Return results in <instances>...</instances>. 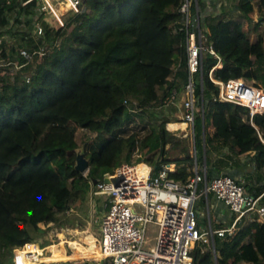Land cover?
<instances>
[{
    "label": "trees",
    "instance_id": "obj_1",
    "mask_svg": "<svg viewBox=\"0 0 264 264\" xmlns=\"http://www.w3.org/2000/svg\"><path fill=\"white\" fill-rule=\"evenodd\" d=\"M184 1L83 0L62 25L43 21L41 34L33 38L31 27L43 17L36 16L38 0H0V60L8 61L1 68L8 73L19 66L13 81L0 74V264H8L14 247L30 243L21 249L34 250L31 242L46 232L40 223L58 222L71 202L122 162H175L170 177L186 181L192 175L194 154L166 156L165 147L179 141L166 124L176 120L144 121L156 116L152 107L176 87L180 74L187 81L186 29L179 11ZM253 1L240 0V14L226 16L223 10L207 15L205 0H190L204 46L222 58L215 66L217 57L205 49L202 88L195 81L197 104L203 103L207 179L214 175L207 157L213 142L219 144L216 150L231 145L237 154L254 151L255 168L264 173V113L251 119L246 107L215 99L217 87L208 76L215 66L218 79L243 77L264 89V70L258 69H264V0H257L256 23ZM10 19L19 36L7 49L2 36L12 33ZM38 53L42 61L24 78L32 69L29 56ZM193 125L198 152L201 113ZM79 129L92 138L80 142ZM80 146L86 175L69 161ZM134 151L140 156L132 161ZM214 245L217 264H264V223L243 218L234 235H215ZM192 256L194 264H215L212 252L199 244Z\"/></svg>",
    "mask_w": 264,
    "mask_h": 264
},
{
    "label": "built area",
    "instance_id": "obj_2",
    "mask_svg": "<svg viewBox=\"0 0 264 264\" xmlns=\"http://www.w3.org/2000/svg\"><path fill=\"white\" fill-rule=\"evenodd\" d=\"M82 1L66 0L69 4L68 10L77 12ZM223 3L225 2H220L218 5L221 6ZM40 9L50 10L63 24L49 0H42ZM179 11L184 15L186 29L188 77L184 83L185 96L179 94L177 87H173L161 99L158 108L168 109L180 103L178 117L181 123H185V128L192 126L191 134L195 149L193 124L197 114L201 113L203 116V103L200 106L197 104L193 75L199 73V84L202 88L204 50L207 49L217 57V63L221 57L211 45L207 48L204 46L198 10L196 9L194 16L191 15L190 0H185ZM37 23L34 31L36 35H39L42 32V25ZM191 27L195 29H190ZM215 66L208 73L209 79L217 87L215 99L246 107L251 119L256 114L264 113L262 87L255 85L253 80L243 77L218 79L213 73ZM132 110L135 111V109ZM169 123L166 125L168 126ZM167 129L171 132L182 130L169 127ZM258 136L262 140L260 132ZM140 163L146 164V172L137 169ZM140 163L123 162L113 173H106L103 179L94 185V195L108 196L107 210L99 219L100 238L96 240L102 256L97 264H194L192 251L198 244L209 247L217 264L214 236L223 238L234 235L243 218H254L250 217L251 214L257 215L258 218L264 217L263 194L257 196L249 194L240 181L228 174H217L207 179L206 171L198 170L196 149L193 173L186 181L170 177V173L177 168L175 162H165L160 166ZM105 177L109 178L108 182H104ZM209 193H212L227 208L228 224L215 228L209 224L208 229L203 230L198 225L199 214L195 204L198 198L206 197ZM150 223L157 226V234L154 244L145 248L146 231ZM26 244L30 243L24 245ZM21 247L12 248V256L15 257L12 264H17L15 250Z\"/></svg>",
    "mask_w": 264,
    "mask_h": 264
},
{
    "label": "rangeland",
    "instance_id": "obj_3",
    "mask_svg": "<svg viewBox=\"0 0 264 264\" xmlns=\"http://www.w3.org/2000/svg\"><path fill=\"white\" fill-rule=\"evenodd\" d=\"M207 2L205 14L207 15H217L220 14L221 11H225L227 14L226 16H231L234 14H240V9L238 7L240 0H205ZM52 7L57 12L59 18L61 19L62 23L65 22L67 18H69L73 12L68 10V6L66 5L67 2L64 0H49ZM208 2H210L208 4ZM220 2H225L221 6L218 5ZM42 6V0H38V6L36 11V16H39L42 13V18L37 24H42L43 21L49 22L54 26L62 25L58 19L54 16V14L50 10H41L40 7ZM258 7L259 3L257 0L253 1V9H254V23H256L260 17H258ZM192 14V10L190 11ZM192 21V18H191ZM35 27V26H34ZM34 27H31V35L33 38H37L34 31ZM9 28L11 32L4 33L2 39L6 42L7 49H10L13 44L17 42V38L19 36V32H17L18 26L17 24L13 23V20L10 19ZM191 29H195V27H191ZM257 31H263V26L259 25ZM249 37L251 40L255 39V33L253 31L250 32ZM27 54V52H25ZM30 65L32 66L29 72L23 74L24 78L29 79L30 75L37 69L38 64L42 61V55L38 53L37 55H30ZM8 61L0 60V74H6V77L13 81L15 74L19 70V66H11L8 68V73L6 70L1 68V66L7 64ZM182 70V69H181ZM260 74L262 72H259ZM258 73V74H259ZM179 81H177L176 87L179 89V94L185 96L184 91V79L185 74H180ZM194 80L198 85V73L193 75ZM197 98V97H196ZM198 99V98H197ZM180 106V103L177 104ZM172 106L168 109H159L158 104L153 106L151 111L156 113V116H149V119H145L154 122L164 121L166 116L169 118L181 121L179 119V107ZM160 116V117H158ZM169 127L166 125V128ZM185 128V127H184ZM181 129V128H178ZM78 131V138L80 142L88 141L92 138V134L86 133L85 131L79 129ZM171 132V131H170ZM192 126L189 125L184 130H179L176 132H171L176 138L179 139L178 142L173 141L172 143L168 144L165 148L167 150V158L175 159L177 157H181L188 154H194V144L192 141ZM199 145H201L202 151V141H201V134L199 135ZM83 147L80 146L79 148L72 151L71 156L69 157V161L72 162L75 166L78 163V159L80 157H84L83 154ZM186 149V150H185ZM200 146L198 147V154L201 153ZM140 156L139 151L132 154V161L135 160ZM143 156V155H142ZM85 158V157H84ZM87 158V157H86ZM85 158V159H86ZM123 163V162H122ZM255 170V169H254ZM253 170V173L255 172ZM88 170L83 172L86 175ZM103 179V178H102ZM95 185V184H94ZM93 186L89 189V191L85 194V196L77 201L71 202L70 207L65 211L64 214L59 216L58 222H51L49 224L40 223V226L46 229L44 234L35 238V249L31 250V248L15 250L17 254V264H37L39 259L43 260V264H80L82 262H89L91 264H97L99 258L97 255H89L83 252L78 251V245L75 243V240L82 241V242H91L95 241L96 238H100L99 235V217L104 210V202L101 200H105L108 196L103 195L101 197L94 198L93 195ZM201 202V198H198L197 204H195V209L197 211L198 205ZM203 206V207H202ZM201 209L205 211V206L202 205ZM105 213V211H104ZM205 214V213H204ZM206 217V215H205ZM250 217H257L255 214H251ZM69 220V223H68ZM201 223L205 225L208 224V220H201ZM79 232V233H78ZM157 234V226L154 223H150L147 226L146 231V239L147 244L145 248L152 246L155 242V236ZM50 243V244H48ZM45 244L44 247H40L41 245ZM204 250H209L208 246L202 247ZM73 253L81 255L83 258L74 259ZM15 260V257L11 256V258L7 260L8 264Z\"/></svg>",
    "mask_w": 264,
    "mask_h": 264
},
{
    "label": "crops",
    "instance_id": "obj_4",
    "mask_svg": "<svg viewBox=\"0 0 264 264\" xmlns=\"http://www.w3.org/2000/svg\"><path fill=\"white\" fill-rule=\"evenodd\" d=\"M209 3L210 2H208V4ZM206 6H207V2H206ZM220 66L221 64L217 65V67H220ZM258 69L261 72H263L264 70L262 67ZM180 125L181 124H178L177 126H180ZM204 127H205L204 118L202 116V134H201L202 151L199 154L196 152V157L197 155L198 157L200 156L202 157V160H199V159L197 160L198 170L202 172L203 170L206 171ZM209 128L212 130V127H209ZM181 129L184 130L185 128L182 127ZM217 146H219V144H217L216 142H213L211 145V149L207 156L208 161H209V167L212 169L213 174L214 175H217V174L231 175L232 177L236 178L238 181H240L244 185L245 190L249 194L254 195L257 192L258 194H264V173L255 168L254 151L237 154L235 153L231 145H226L219 150L218 149L216 150ZM253 170L255 171L254 173H253ZM96 197H101V196L94 195V198ZM200 198H201V202L198 205L197 213L199 214L198 225L201 229L203 230L208 229L209 224L211 225L212 228L221 227V226H225L228 224L227 216L229 212L227 208L221 202H219L212 193H209L206 197L202 196ZM101 200L104 202V210L102 214L100 215L99 219L103 215L104 211L107 210V206H108V198L105 200L103 199ZM202 205L205 206L206 212H204L201 209ZM206 218L208 220V224L205 227V225L201 223V220L205 221ZM256 218L260 222L264 223V217L263 218L256 217ZM98 229H99V225H98ZM199 245H201L202 247L205 246L204 244H199Z\"/></svg>",
    "mask_w": 264,
    "mask_h": 264
},
{
    "label": "bare ground",
    "instance_id": "obj_5",
    "mask_svg": "<svg viewBox=\"0 0 264 264\" xmlns=\"http://www.w3.org/2000/svg\"><path fill=\"white\" fill-rule=\"evenodd\" d=\"M66 2V0H64ZM220 61L217 63V65H220ZM216 65V66H217ZM178 124H181L180 126H177ZM185 127V123H181V122H171L169 124V128L171 129H178V128H182ZM137 169L140 170L141 172H146L147 171V166L144 163H140L137 165ZM75 243L78 245V251L79 252H83L85 254H89V255H97L98 258H100L102 255L100 253V249H99V245L96 244L95 241H91L89 243L87 242H82V241H77L75 240Z\"/></svg>",
    "mask_w": 264,
    "mask_h": 264
},
{
    "label": "water",
    "instance_id": "obj_6",
    "mask_svg": "<svg viewBox=\"0 0 264 264\" xmlns=\"http://www.w3.org/2000/svg\"><path fill=\"white\" fill-rule=\"evenodd\" d=\"M77 170H79L80 172H85L88 169V161L87 159H85L84 157H80L78 159V163L75 166ZM156 168V166H154ZM109 178L105 177L104 178V182H108ZM94 183L96 184L97 181L95 180Z\"/></svg>",
    "mask_w": 264,
    "mask_h": 264
}]
</instances>
